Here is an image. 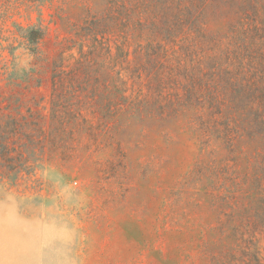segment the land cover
<instances>
[{
	"label": "rangeland",
	"instance_id": "rangeland-1",
	"mask_svg": "<svg viewBox=\"0 0 264 264\" xmlns=\"http://www.w3.org/2000/svg\"><path fill=\"white\" fill-rule=\"evenodd\" d=\"M133 1L0 0V125L17 129L0 152V264H264V103L221 107L242 121L232 141L205 111L204 127L188 109L154 114L145 47L172 41L151 9L127 24ZM263 9L207 0L191 34L264 78V46L240 28L264 32Z\"/></svg>",
	"mask_w": 264,
	"mask_h": 264
},
{
	"label": "trees",
	"instance_id": "trees-1",
	"mask_svg": "<svg viewBox=\"0 0 264 264\" xmlns=\"http://www.w3.org/2000/svg\"><path fill=\"white\" fill-rule=\"evenodd\" d=\"M206 2L207 0H134L126 21L127 24L132 22L140 27V8L151 9V15L147 19L156 21L159 32L172 41L169 50L160 43L151 44L149 49L148 45L145 47L146 63L142 65H146L152 74L146 77L144 97L153 108L154 114L162 116L175 113L179 109H188L199 113L195 119L200 127H204L200 113L205 111L210 116L214 132L222 135L227 141H232L242 121L237 122L233 116L219 120L221 107L228 104L235 112L249 114L251 97L257 98L259 104L262 101L264 103V78L255 77V80L258 79L257 82L253 77H249L248 63L244 61L235 63L234 54L227 47H220L222 43L220 39L206 37L204 34L195 37L191 34L202 31L203 18L200 16L203 9L200 11L198 9ZM244 18L247 19L249 16L246 15ZM126 25L123 27H128ZM240 28L246 33L249 30L253 31L257 43L264 46V32L254 19L251 24L243 20ZM40 34L38 30L31 29L28 33L29 42L36 43ZM127 38L128 36L124 34L118 40L124 44ZM257 60L253 58L250 63ZM142 65L136 67L133 72L129 71L128 64L123 69L130 72L129 77L140 80ZM113 68H110L113 73L108 77H121L120 71ZM255 84H258L260 90L257 96L254 95ZM256 121L263 125L264 115L256 116ZM16 130L0 125L2 155L5 156L11 149L8 145L9 138Z\"/></svg>",
	"mask_w": 264,
	"mask_h": 264
}]
</instances>
